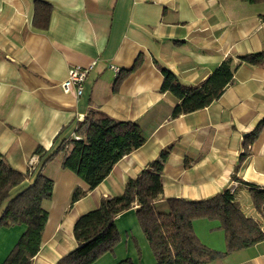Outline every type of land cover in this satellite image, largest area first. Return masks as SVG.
Here are the masks:
<instances>
[{
  "label": "crops",
  "instance_id": "obj_1",
  "mask_svg": "<svg viewBox=\"0 0 264 264\" xmlns=\"http://www.w3.org/2000/svg\"><path fill=\"white\" fill-rule=\"evenodd\" d=\"M51 6L46 30L32 27L33 2ZM264 52V3L240 0H0V159L25 174L30 185L41 173L52 181L42 203L47 219L31 264H56L77 246L72 229L102 199L123 193L159 153L170 148L163 165L162 197L205 201L224 190L233 194L244 216L264 228V214L252 206L249 186L264 188V127L245 148L243 139L264 119V67L240 65L232 83L206 108L172 118L177 100L160 92L170 71L184 86H199L227 57ZM138 67L115 86L120 73ZM79 97L60 83L71 67L88 68ZM109 66L117 67L115 75ZM90 110L118 122L135 123L145 138L124 156L93 190L61 168L63 155L43 165L37 147L53 152L75 135ZM75 188L86 195L69 205ZM19 189L12 191L14 197ZM5 206V204H4ZM3 206V207H4ZM2 207V208H3ZM137 206L118 215L119 242L93 264H155L136 216ZM198 240L224 252L217 221L192 222ZM24 231L0 229V264ZM208 264H264V242Z\"/></svg>",
  "mask_w": 264,
  "mask_h": 264
},
{
  "label": "trees",
  "instance_id": "obj_2",
  "mask_svg": "<svg viewBox=\"0 0 264 264\" xmlns=\"http://www.w3.org/2000/svg\"><path fill=\"white\" fill-rule=\"evenodd\" d=\"M248 4L264 3V0H240ZM51 6L33 2L32 27L46 30L51 16ZM139 64L120 73L116 85ZM264 67V52L231 57L221 61L211 74L196 87L182 85L167 69L158 67L163 80L160 92H168L177 100L171 117L202 110L217 100L232 83L240 65ZM264 119L246 134V149L258 137ZM75 135L79 139L62 140L48 154L41 147L35 149L43 165L62 154L61 168L70 171L93 190L110 173L112 167L124 156L140 148L145 138L132 122H118L97 110H90L83 121L77 123ZM170 148L162 150L157 159L150 162L136 179L125 182L123 193L110 199H102L99 206L81 215L73 225L72 234L77 246L56 264H93L106 253H111L119 242L115 218L137 206L135 216L154 257L155 264H208L239 250L264 242V228L244 216L233 194L224 190L205 201L167 200L166 210L159 211L157 202L162 197L161 174ZM26 175L12 169L0 159V229L22 225L24 231L1 264H31L40 247L41 234L48 216L42 208L52 196V181L38 173L34 181L25 184ZM249 186V195L255 211L264 214V188ZM19 192L12 198V191ZM86 195L75 188L69 205ZM5 204V206H4ZM4 206V207H3ZM3 207V208H2ZM199 219L217 221L223 231L225 251L218 252L204 246L195 236L192 222ZM117 264H134L124 259Z\"/></svg>",
  "mask_w": 264,
  "mask_h": 264
},
{
  "label": "built area",
  "instance_id": "obj_3",
  "mask_svg": "<svg viewBox=\"0 0 264 264\" xmlns=\"http://www.w3.org/2000/svg\"><path fill=\"white\" fill-rule=\"evenodd\" d=\"M93 67L90 65L88 68L81 67H71L67 71L66 78L60 83V88L64 93H73L76 97H79L83 90L84 81L89 70ZM109 69L115 74L118 75L120 70L117 67L109 66ZM72 138L79 139L76 135H73Z\"/></svg>",
  "mask_w": 264,
  "mask_h": 264
}]
</instances>
